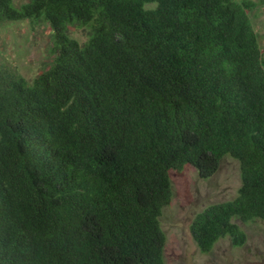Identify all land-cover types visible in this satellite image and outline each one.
I'll return each instance as SVG.
<instances>
[{
    "label": "trees",
    "instance_id": "trees-1",
    "mask_svg": "<svg viewBox=\"0 0 264 264\" xmlns=\"http://www.w3.org/2000/svg\"><path fill=\"white\" fill-rule=\"evenodd\" d=\"M153 6V7H148ZM250 0H0L45 23L50 62L0 64V264H165L170 173L239 164L236 196L195 215L202 254L264 223V57ZM74 26L88 27L80 43Z\"/></svg>",
    "mask_w": 264,
    "mask_h": 264
},
{
    "label": "rangeland",
    "instance_id": "rangeland-1",
    "mask_svg": "<svg viewBox=\"0 0 264 264\" xmlns=\"http://www.w3.org/2000/svg\"><path fill=\"white\" fill-rule=\"evenodd\" d=\"M242 1V0H236ZM255 8L249 12L264 57V0H250ZM21 6L29 0H13ZM153 7V6H148ZM89 28L74 26L70 35L80 43L89 37ZM51 31L41 22L0 24V64L15 70L32 82L50 62ZM172 199L162 212L160 225L166 235L165 264H264V223L260 220L234 222L246 234V243L234 247L229 238L220 239L213 249L202 254L190 235L196 214L209 205L232 200L240 187L239 164L233 158L222 159L217 172L201 179L196 170L185 166L170 173Z\"/></svg>",
    "mask_w": 264,
    "mask_h": 264
}]
</instances>
